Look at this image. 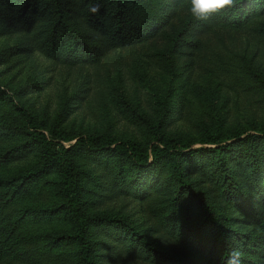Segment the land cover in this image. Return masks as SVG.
Instances as JSON below:
<instances>
[{
  "label": "rangeland",
  "instance_id": "1",
  "mask_svg": "<svg viewBox=\"0 0 264 264\" xmlns=\"http://www.w3.org/2000/svg\"><path fill=\"white\" fill-rule=\"evenodd\" d=\"M60 1L65 6L67 29L82 51L74 60H69L70 56L64 60L58 49L46 48L47 30L35 32L40 21L52 20L47 10L49 0H0V84L40 118L44 127L56 122L72 131H107L147 145L150 127L137 119L136 113L151 121L164 113L160 128L190 139L205 131L226 132L231 128L244 134L264 125V12H255L238 26L206 28L203 21L188 16L190 12L179 0H167L161 10L156 1L146 8L148 16L153 12L151 15L158 17L153 30L111 45L86 19V0ZM135 32L125 30L127 37ZM237 74L246 75L244 82L237 81ZM18 118L8 100L0 97V226L13 231L8 240L0 241V264H58L48 257L18 255L24 247L32 250L33 243H9L14 235L40 233L37 240H44L69 228L62 214H26L14 221L26 203L35 207L57 201L53 188L42 186L43 178L28 184L24 191L22 186L16 187L17 194L9 192L18 180L16 175L36 161L34 149L13 158L1 156L21 139L12 126ZM230 155L226 161L228 178H221L213 160L203 155L182 159L184 175L194 195L212 203L225 217L237 240L235 249L241 253V263L252 264L253 259L259 260V244L252 236L259 229L248 212L264 206V188L248 180L244 167ZM84 160L88 171L83 180L84 208L118 219L110 225L92 227L95 264H161V255L165 262L170 258V264L175 260L203 264L200 254L167 234L156 220L164 218L160 212L162 198L173 195L155 188L157 181L163 185V166L116 181L109 156ZM187 197L192 201L187 205L188 214L195 215L194 198ZM179 205L183 207V201ZM130 230L148 242L151 250L147 254L138 251L135 242L134 247L128 245ZM73 247L71 243L56 246L64 252L56 257L59 264L71 263L70 258L63 263L61 260Z\"/></svg>",
  "mask_w": 264,
  "mask_h": 264
},
{
  "label": "trees",
  "instance_id": "2",
  "mask_svg": "<svg viewBox=\"0 0 264 264\" xmlns=\"http://www.w3.org/2000/svg\"><path fill=\"white\" fill-rule=\"evenodd\" d=\"M125 1L131 0H105L103 3H98V0H86L83 2L87 6L86 19L96 25L101 34L108 38L107 44H123L141 37L143 32L147 34L153 30L158 17L152 16L153 12L149 13V17L146 8L158 1L157 8L161 10L165 8L167 2V0H132L127 4ZM179 4L186 11L188 10V0H179ZM96 5H99V11L91 12L90 7ZM64 8L60 0H49L47 10L52 13V20L50 19V23L40 21L35 32L37 34L47 30L46 48L58 49L63 59L70 56L69 60H74L82 51L77 38L67 29L69 25ZM255 12H264V0H236L234 7L214 14L209 20L203 21V24L206 28L210 25L238 26L245 23ZM188 16L191 17V14L189 13ZM144 25L150 29L144 30ZM261 28L264 30V25ZM127 29L137 30V32L127 37L125 33ZM245 77V74H237V81L244 82ZM0 97L6 98L12 109L16 111L19 118L12 126L21 136V139L10 145L1 156L13 158L33 149L36 154L35 163L16 175L18 180L10 186L9 192L15 191L17 194L16 187L22 186L21 191H24L28 184L43 178L42 186L49 188L51 186L57 197V201L51 205L35 207L27 205L28 203L22 205L14 221H19L21 216L24 217L26 214H62L69 221V228L63 232L47 235L44 240H37L40 233L14 235L9 243L21 245L28 243L29 246L33 243L34 245L31 249L35 252L24 247L18 251V255L32 254L34 258L48 257L50 261L59 264L56 257L64 252L56 250V246L61 243H71L74 247L66 251L65 258L61 260L62 263L70 258V264H95L93 255L96 241L91 235L92 227L110 225L118 219L107 213L87 211L84 208L83 180L88 173L84 159L92 160L109 156L111 163L109 166L114 170L116 181L122 180L125 175H131L129 178L133 179L142 171L151 172L153 168L163 166L166 169L162 177L163 185L157 181L155 188L162 189L164 194L172 193L173 195L162 198L160 212L164 213L163 219L158 220L155 212L152 215L167 234L200 254L203 264H224L225 258L235 248L237 240L225 217L217 213L214 205L194 195L196 193L191 189V182L184 175L182 159H191L200 155L208 157L213 160V166L219 169L221 178H228L229 166L226 161L232 154L244 167L246 178L256 186L264 188V125H256L254 132L244 134L240 129L231 128L226 132L205 131L196 139H190L165 133L159 126L164 113H160L154 121L136 113L137 119L150 127L147 145H142L131 137H116L107 131H72L60 127L56 122L44 127L41 119L22 103L14 100L11 93L1 84ZM9 126L11 125H6V127ZM196 143H204V145L195 146ZM48 173H52L53 177H44ZM187 194L194 198L195 215L188 214L187 205L192 201L188 199ZM169 197L171 200L168 204ZM181 201L184 203L183 207L179 205ZM168 206L170 208L165 212L164 209ZM196 214L199 215L196 216ZM248 216L255 220L256 227L259 229L252 235L259 244L257 251L259 260L253 259L252 264H264V206L255 207L248 212ZM16 224L18 222L12 223V225ZM182 224L185 226L184 229ZM3 230V226H0V241L3 238L8 240L6 238L13 233L10 228ZM128 239V245L133 247L136 244L139 245L138 251L143 254L151 250L148 242L136 231L130 230ZM134 242L136 244H133ZM167 259L168 261L165 262V256L161 255V264H170L172 260ZM173 263L184 264L178 260Z\"/></svg>",
  "mask_w": 264,
  "mask_h": 264
},
{
  "label": "clouds",
  "instance_id": "3",
  "mask_svg": "<svg viewBox=\"0 0 264 264\" xmlns=\"http://www.w3.org/2000/svg\"><path fill=\"white\" fill-rule=\"evenodd\" d=\"M236 0H188V11L191 16L198 21H207L214 14L225 9L234 7ZM90 11L96 13L99 11V5L90 7ZM224 264H241V253L238 249H232L225 258Z\"/></svg>",
  "mask_w": 264,
  "mask_h": 264
}]
</instances>
